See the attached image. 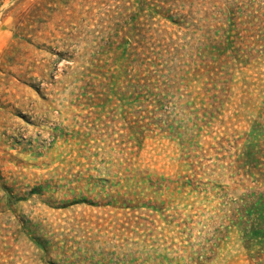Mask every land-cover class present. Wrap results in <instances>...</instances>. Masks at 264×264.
Returning a JSON list of instances; mask_svg holds the SVG:
<instances>
[{
  "label": "rangeland",
  "instance_id": "374dc122",
  "mask_svg": "<svg viewBox=\"0 0 264 264\" xmlns=\"http://www.w3.org/2000/svg\"><path fill=\"white\" fill-rule=\"evenodd\" d=\"M0 264H264V0H0Z\"/></svg>",
  "mask_w": 264,
  "mask_h": 264
},
{
  "label": "trees",
  "instance_id": "16d2710c",
  "mask_svg": "<svg viewBox=\"0 0 264 264\" xmlns=\"http://www.w3.org/2000/svg\"><path fill=\"white\" fill-rule=\"evenodd\" d=\"M42 2V1H41ZM35 7V6H34Z\"/></svg>",
  "mask_w": 264,
  "mask_h": 264
}]
</instances>
